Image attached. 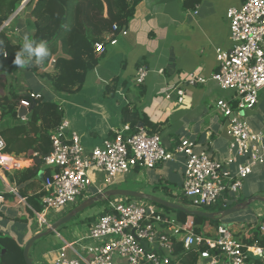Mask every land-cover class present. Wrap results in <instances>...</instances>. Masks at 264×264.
Segmentation results:
<instances>
[{
    "label": "built area",
    "instance_id": "built-area-1",
    "mask_svg": "<svg viewBox=\"0 0 264 264\" xmlns=\"http://www.w3.org/2000/svg\"><path fill=\"white\" fill-rule=\"evenodd\" d=\"M30 0H26L18 14L14 15L2 28H11L13 20L24 14ZM230 28V51H216L218 69L211 76L190 74L188 78L172 88L182 105L189 88L206 86L216 82L222 90L231 92L228 99H218L216 110L225 120V133L228 138V158L215 156L212 149L197 152L196 144L189 140L181 141L174 151L167 150L159 135L150 134L145 127L132 128L125 125L116 131L112 139H106L102 146L87 152L76 132H69V122L63 119L61 125L51 134L52 149L44 158V166L53 169L52 175L45 178L46 196L43 199L42 213L36 212L38 227L36 234L50 227L48 211L66 215L80 198L93 186L89 171L101 170L108 189H115L123 178L131 174H141L166 162L185 157L182 197L196 209L213 207L221 201L226 205L225 196L241 197L245 180L253 173V168L264 163V131L254 130L246 121L242 111L254 110L264 92V0H247L242 6L228 10ZM127 36L126 29L117 25L113 33L103 43L95 44L98 55L106 52L107 46L118 43V35ZM55 61L51 62L53 67ZM161 74L164 70L160 71ZM149 74L146 67H140L137 83L143 84ZM41 95L34 94L33 99ZM31 108L30 100H22L20 108ZM28 116L20 122H27ZM212 145V143H210ZM213 147V146H212ZM6 142L0 132V172L11 173L22 168L20 157L5 152ZM38 154H34V157ZM246 159V162H238ZM236 167L233 171L232 167ZM10 192L16 193L12 188ZM0 196V205L4 202ZM131 202L128 198L109 200V208L90 227L87 246L82 254L66 243L56 257L54 264H114L117 256L124 264H173L177 256L173 254L176 240L183 243L185 250L199 252L201 260L209 264H253L249 258L264 255V249L244 245L232 234L228 225L218 227L214 235L197 234L193 221L179 224L166 218L164 210L156 204L142 201ZM73 206V207H72ZM67 212V213H66ZM59 217V218H60ZM264 235V222L260 225ZM206 247L205 251H201ZM72 249L75 254L68 256Z\"/></svg>",
    "mask_w": 264,
    "mask_h": 264
},
{
    "label": "crops",
    "instance_id": "crops-1",
    "mask_svg": "<svg viewBox=\"0 0 264 264\" xmlns=\"http://www.w3.org/2000/svg\"><path fill=\"white\" fill-rule=\"evenodd\" d=\"M246 1L143 0L136 7L135 15L126 28L128 35L119 34L118 43L108 45L106 52L99 55L98 65L87 73L83 88L77 94H59L52 89L48 80L24 70L17 73L15 79L19 80L20 88L32 94H45L62 106L64 119L70 124L69 132H76L80 136L87 152L102 146L106 139H112L116 131L127 125L123 123L124 109L134 105L140 108L149 123L161 125L158 135L167 150L174 151L181 141L189 139L196 144L197 152L212 149L215 156L226 160L228 138L225 120L218 110L215 111V103L225 90L214 81L206 86L189 88L182 105L177 103L176 94L172 93L171 99L166 96L190 74L211 78L217 71L216 51H230L233 46L227 12L242 6ZM104 2L105 15L109 17L110 6ZM21 15L13 20L8 31V34L14 32L10 35L14 43H23L26 34L32 40L36 33L32 13L28 18L25 8ZM142 66L149 70V74L143 84H138L137 73ZM53 67H49L47 72H52ZM161 70H164L163 74ZM141 88H144V93ZM225 92V97L231 95ZM4 94L0 88V97ZM258 107L261 111L255 114ZM256 108L247 112L245 119L254 130L264 131V94L260 95ZM16 123L7 120L1 127ZM21 159L22 168L17 171L23 172L34 164L33 159ZM238 162H246V159H239ZM184 163L185 157L178 156L176 161L162 163L146 173L144 170L145 179L150 185L168 180L180 191L184 183ZM43 167L37 178L26 180L20 186H17L15 179H10L9 173L0 172V196L5 200L0 205V231L7 234L11 229L15 230L14 225H18L12 237L24 247L36 235L31 227L32 217L43 207L46 171H53ZM232 169L234 171L236 167ZM14 172L10 174L13 176ZM89 175L95 193L87 197L108 190L104 188L105 174L101 170L92 169ZM9 188L16 193L10 192ZM242 193V199H249L259 193L264 195V163L253 168V173L245 180ZM161 198L166 199L164 196ZM257 213L260 221L264 222V209L261 208L260 212L257 210ZM96 214L94 211L85 212L79 221L66 226L64 232L58 231L57 236L38 242L32 254L34 264H54L66 243L72 244L75 251L82 254L91 245L89 230L100 218ZM188 221L192 222L193 218L190 217ZM230 230L236 239L242 232L239 228ZM204 232L212 235L215 229L208 226ZM74 254L72 249L67 251L68 256ZM263 256H260L261 261H264ZM114 264H124V260L117 256ZM197 264L209 263L200 260Z\"/></svg>",
    "mask_w": 264,
    "mask_h": 264
},
{
    "label": "trees",
    "instance_id": "trees-1",
    "mask_svg": "<svg viewBox=\"0 0 264 264\" xmlns=\"http://www.w3.org/2000/svg\"><path fill=\"white\" fill-rule=\"evenodd\" d=\"M26 0H0V31L4 25L14 16L16 11ZM110 6L111 15L106 17L104 0H30L27 6L33 5L32 17L36 33L33 41H47L50 57L42 64H36L35 59L26 63L23 68L13 64L15 54L20 51L23 43H14L8 34L11 28H5L0 32V88L4 90V96L0 99V132L6 142L5 152L23 159H33L31 168L23 172L15 171L10 179H15L17 186L26 180L38 177L44 168V158L52 149L51 134L61 125L64 119L62 106L52 101L45 94L34 100L29 90L18 93L17 87L10 82L20 71L33 74L44 80H48L52 89L59 94H77L83 88L87 73L93 70L101 56L95 52V44L103 43L106 37L112 35L113 27L120 30L126 29L135 15L136 7L143 0H105ZM24 19V18H23ZM12 27V26H11ZM13 30V29H12ZM6 52L7 55L2 53ZM102 55V54H101ZM55 61L53 71L47 72L51 62ZM19 84V82H18ZM21 84L18 86L20 87ZM144 93V88H141ZM141 93V94H142ZM22 100H30L32 111L28 114V121L21 123L19 117L20 103ZM140 108L128 105L123 112V123L133 129L143 125L149 127L152 135H158L161 125L149 123ZM12 120L17 123L6 128L1 125ZM38 156L34 157V154ZM51 170L46 171V176L52 175ZM168 180L161 181L155 186V190L161 187L165 198L177 202L186 207L191 206L183 197L173 195L168 189ZM22 191V188L21 190ZM162 191V192H163ZM85 199V198H84ZM83 199V200H84ZM248 198H235L225 196L226 202L221 201L211 209H202L206 212H219L246 201ZM159 206V205H158ZM161 207V206H159ZM165 217L174 219L179 224H186L190 218L186 213L161 207ZM194 230L197 234H203L204 229L213 226L216 230L226 224L224 220H211L202 217H192ZM264 221V220H263ZM262 222H252L242 226V232L237 235L238 241L244 245V250L251 246L264 249V235L260 232ZM246 231V234H244ZM210 235V234H209ZM214 235V234H212ZM235 237V236H234ZM37 243L35 244V246ZM34 246V248H35ZM173 254L177 256L175 262L179 264H197L201 259L199 252L185 250L184 245L175 239ZM202 247L201 251H205ZM32 257V253H31ZM253 264H264V261L254 260ZM203 261V260H202ZM0 264H26L24 259V245L11 236H0Z\"/></svg>",
    "mask_w": 264,
    "mask_h": 264
},
{
    "label": "water",
    "instance_id": "water-1",
    "mask_svg": "<svg viewBox=\"0 0 264 264\" xmlns=\"http://www.w3.org/2000/svg\"><path fill=\"white\" fill-rule=\"evenodd\" d=\"M20 8L16 11V14H18ZM33 10V5L27 6L26 7V13L27 17L29 18V15L32 13ZM2 31V29H1ZM0 31V32H1ZM32 111V107L30 109H26L21 107L19 111V117L24 118L28 116V114ZM119 197H125V198H135L147 202H151L153 204L159 205L164 208H168L170 210H176V211H181L186 213L189 217H202L206 219H211V220H225L227 217L239 213L242 210L248 209L252 204L260 203L264 205V195L263 196H254L249 198L248 200L234 205L233 207L219 211V212H206L201 209H192L190 207H186L184 205H181L177 202L169 201L166 199H163L159 196L156 195H151L147 193H142L138 191H131V190H123V189H108L105 192L99 193L96 196L86 198L84 201H82L78 206H76L73 210L69 211L66 215L60 217L56 222L50 225L48 227V230L43 231L41 233H38L34 235L25 245L24 247V259L26 264H34V260L31 257V250L34 248L35 244L53 234L57 233L58 230L69 224L71 221H73L77 216L80 214L84 213L88 208L93 207L96 203L99 202H104V201H109L111 199L119 198ZM250 257L254 260H260V256H253L250 254ZM209 262V261H206Z\"/></svg>",
    "mask_w": 264,
    "mask_h": 264
},
{
    "label": "rangeland",
    "instance_id": "rangeland-1",
    "mask_svg": "<svg viewBox=\"0 0 264 264\" xmlns=\"http://www.w3.org/2000/svg\"><path fill=\"white\" fill-rule=\"evenodd\" d=\"M22 16L23 15H21L19 17L21 18ZM18 81H19L18 79H14V77H10V82L13 83V84H16V87L18 89L17 90L18 93H24L26 91V89L25 88H20L18 86L19 85L18 84ZM227 92L231 94V92H229V91H227ZM225 93L226 92L223 91L221 93V95L219 94L220 97H218V99H228V98L231 97V95L229 97H225ZM262 94H264V92H262L261 95ZM0 99H1V97H0ZM215 111L217 112L216 109H215ZM260 111L261 110H260L259 107L256 108L255 109V114H259ZM248 112H251V111H248ZM246 113H247V111H242L241 112V114L244 115V116L246 115ZM213 116H214V113H213ZM249 121H251V120H249ZM222 127H223V125H222ZM146 172H147V170L145 171V173ZM103 184H104V188L108 189L106 187V185H105L104 179H103ZM156 185L157 184L150 185L148 183V181H146L145 176H144V170H143L141 174H138V173H135L134 174L133 173V174L127 176L126 178H123L122 181H121V183L118 184L115 187H118L116 189L138 191V192L147 193V194H151V195H156V196H160V197L165 196L164 191L161 190V187L159 189L155 190V186ZM163 186H169L168 189L173 193V195L178 196L179 198L182 197V188H181L180 191H178V189L175 188V185L173 183L165 184ZM89 190L90 191L86 195L89 196L92 193H95V191H93V187H91ZM243 194L244 193L241 194V197H242ZM260 194L261 193H259L258 195H253V196H263V195H260ZM241 197H238V198H241ZM124 198L123 197H119V198H115V199L118 200V201H120L121 199H124ZM83 199L84 198H80L78 200V202L76 204H74L73 206H75V207L78 206L86 198L84 200ZM128 199L131 202H138V204L145 205V203L139 202L140 201L139 199H135V198H128ZM184 200L191 205V206H189L190 208L196 209V207H194L187 199H184ZM74 208L70 209V211L73 210ZM108 208H109V201H104V202L96 203L93 207L88 208L85 212L87 213V212H93L94 211V213H97L95 216H98V215L101 216L105 212V210L108 209ZM211 208L202 207L203 210L204 209H211ZM261 208L264 209V205H262L260 203H258V204L254 203L248 209L242 210L239 213H236V214H233V215L227 217L223 222H225L229 226V228L232 229V230L235 229V228H239V229L242 230V226H246V225H248L249 223H252V222H259L260 221V218H259L260 216L258 215L257 210H258V212H260V209ZM39 212L42 213V210H40ZM84 213H82L79 216H77L69 224L61 227L58 231L64 232L65 231L64 229H65L66 226L70 225L72 222H74L76 220L79 221L81 215H83ZM61 214L62 213H56L55 211H52L51 210V211H48V218H49L50 222L53 224L54 222H56L59 219V217L61 216ZM13 227H14L15 230H12L11 229V231H9L7 234H5L2 231H0V236L1 235L2 236H11V237L14 236V234H16L17 228H19V227H18V225H14ZM31 227H32L33 230L38 227V217H37V215H33L32 221H31ZM46 230H48V227H45V230L44 231H46ZM55 236H57V234L56 233H53V234H51V235H49V236H47V237L39 240L38 242L43 241V240H46V239L48 240L49 238H52V237H55ZM34 249L35 248H33L31 250L32 254L34 253ZM263 258H264V256H263ZM251 262L253 263V261H251Z\"/></svg>",
    "mask_w": 264,
    "mask_h": 264
},
{
    "label": "clouds",
    "instance_id": "clouds-1",
    "mask_svg": "<svg viewBox=\"0 0 264 264\" xmlns=\"http://www.w3.org/2000/svg\"><path fill=\"white\" fill-rule=\"evenodd\" d=\"M3 44V41H0V45ZM2 51V49H0ZM3 55H7L6 52L2 53ZM51 53L47 45V41L41 40L39 42H35L30 39V37L26 34L23 37V45L20 51L15 54V59L13 64L18 66L19 68H23L26 63L31 61L33 58L35 59L36 64H42L50 57Z\"/></svg>",
    "mask_w": 264,
    "mask_h": 264
}]
</instances>
